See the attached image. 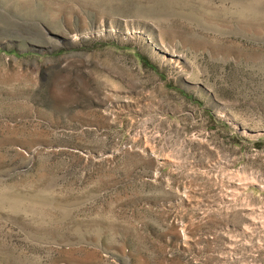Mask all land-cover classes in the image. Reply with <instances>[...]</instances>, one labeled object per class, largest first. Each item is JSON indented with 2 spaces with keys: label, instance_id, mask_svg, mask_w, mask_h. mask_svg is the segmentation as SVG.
<instances>
[{
  "label": "rangeland",
  "instance_id": "1",
  "mask_svg": "<svg viewBox=\"0 0 264 264\" xmlns=\"http://www.w3.org/2000/svg\"><path fill=\"white\" fill-rule=\"evenodd\" d=\"M0 264H264V0H0Z\"/></svg>",
  "mask_w": 264,
  "mask_h": 264
}]
</instances>
